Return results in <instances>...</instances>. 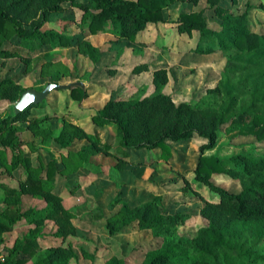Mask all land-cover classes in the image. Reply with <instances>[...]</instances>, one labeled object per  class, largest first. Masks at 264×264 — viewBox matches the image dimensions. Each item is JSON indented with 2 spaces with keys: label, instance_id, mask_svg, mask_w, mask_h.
<instances>
[{
  "label": "rangeland",
  "instance_id": "374dc122",
  "mask_svg": "<svg viewBox=\"0 0 264 264\" xmlns=\"http://www.w3.org/2000/svg\"><path fill=\"white\" fill-rule=\"evenodd\" d=\"M74 1L83 5L87 2L62 0L60 16L39 27L59 32L66 38L64 44L43 36L31 48L22 45V37L11 31V35L2 39L1 46L15 50V54L0 57V79L12 76L20 86L37 89L48 81H79L83 89L80 98L70 94V85L51 89L42 102L28 107L26 118L20 121L21 128H29L26 133L21 131L20 138L26 140L23 148L36 157L33 159L38 168L34 174L43 176L48 166L52 177H43V184H59L72 214L75 229L63 246L71 248L73 255L58 263L105 264L107 258L116 256L139 264L147 251L158 252L165 245L174 244L186 251L174 254L176 259L170 264H189L187 256H194L197 251L196 230L213 220L208 202L218 199L194 174L203 139L196 133L178 139L165 138L166 151L159 146L127 147L124 164L118 167L120 158L116 151L121 146L114 125L96 123L91 116L108 99L140 98L157 92L170 94L175 103L217 106L222 95L210 88L223 80L227 58L241 52L234 47L210 52L192 49L198 31L178 28V15L182 11H200L207 28L219 29V17L206 0L172 1L162 9L163 21L147 23L132 40L113 35L109 20L104 21V30L91 32L83 20L85 10L71 3ZM219 4L233 13L247 7L249 29L264 33V0H219ZM258 50L264 51V45ZM142 64L144 68L134 70ZM155 71L165 76L163 82L153 81ZM15 101L0 97V117L14 114ZM3 132L0 131V136ZM69 132L71 138L67 137ZM95 138L100 143H110L111 147L78 160L75 151ZM15 140L0 144L15 145ZM202 152L223 159L237 153L259 157L264 152V137L257 139L253 134H243L232 124L221 125L214 145ZM209 178L230 191L240 188L238 179L224 172L212 173ZM146 202L160 211L186 216L182 223L153 228L136 227L134 221L125 226L114 221L107 224V218L123 204L135 206ZM241 232L246 239L244 245L264 255V224L257 230L247 228ZM206 260L214 259L209 256ZM215 260L217 264H227L220 251L215 253ZM242 260L243 257H235L230 263ZM254 264H264V260Z\"/></svg>",
  "mask_w": 264,
  "mask_h": 264
},
{
  "label": "trees",
  "instance_id": "16d2710c",
  "mask_svg": "<svg viewBox=\"0 0 264 264\" xmlns=\"http://www.w3.org/2000/svg\"><path fill=\"white\" fill-rule=\"evenodd\" d=\"M61 1L0 0V57L15 54V50L1 46L2 39L11 35V31L22 37V45L31 48L43 36L51 40L55 38L58 43L64 44L66 38L59 32L39 30L43 22L60 16ZM172 1L174 0H87L85 5L75 1L71 3L85 10L83 20L87 22V28L91 32L104 30V21L109 20V31L113 35L132 40L147 23L163 21L162 9ZM206 1L214 6L219 17V29L207 28L200 11L180 12L177 26L187 32L191 29L198 31L196 44L192 48L194 51L210 52L216 48L234 47L241 52L227 58L222 72L223 80L210 88L222 95L220 103L217 106L192 105L187 101L175 103L170 94L157 92L140 98L126 96L108 99L91 118L96 123L114 125L118 144L121 146L116 151L120 158L117 161L118 167L124 164L128 154L127 147L159 146L166 151L165 138L178 139L192 133L200 136L203 142L198 147L194 174L218 199L208 202L213 220L196 230L194 243L197 251L194 256H187L189 264H217V251L221 252L227 264H231L235 257H243L236 264H254L264 260V255L251 246L244 245L246 239L241 231L247 228L257 230L264 224V152L259 157L237 153L223 159L213 154L205 155L202 151L214 145L221 125L232 124L243 134H253L257 139L264 137V51L258 50L264 45V33L258 34L249 29L247 7L233 13L219 4V0ZM22 24L28 25L27 28ZM144 67L142 64L134 70ZM164 80L165 76L154 72V82ZM23 89L12 76L0 79V97L16 100ZM70 94L80 98L83 94L81 85H70ZM27 114L28 107H24L17 113L0 117V131L4 130L0 141L8 144L11 140L18 139L14 131L20 126L14 122L23 121ZM69 133L67 137L71 138L72 133ZM60 136L63 138V133ZM15 142L18 144L20 140ZM110 147V143H100L95 138L82 144L75 154L78 160H85L100 149L107 151ZM163 155L166 156L167 153L164 152ZM11 160L15 162L16 158L12 157ZM229 162L230 164H225ZM24 163L28 167L27 160ZM37 168L38 165H34L32 169H28L26 178L20 182L23 191L37 193L46 202V206L38 211L36 221L40 222L46 216L53 220L54 232L59 236L73 233L75 228L71 212L62 205L60 195L51 190V185L43 184L42 178L50 179L52 171L47 166L43 176H40L41 173L35 175ZM219 172L238 179L239 190L230 191L212 182L209 176ZM112 203L113 201L108 207ZM185 216L179 212L160 211L148 202L135 206L123 204L117 213L107 218V224L114 221L125 226L134 221L136 227L153 228L163 224L182 223ZM3 227L0 225V230ZM185 251L174 244L165 245L158 252L147 251L139 264H170L176 259L174 254ZM70 255H73V250L67 246H50L45 256L38 259L36 264H59L58 261ZM209 256L213 257V262L206 260ZM105 264L131 263L124 258L110 256Z\"/></svg>",
  "mask_w": 264,
  "mask_h": 264
},
{
  "label": "crops",
  "instance_id": "0c3cea01",
  "mask_svg": "<svg viewBox=\"0 0 264 264\" xmlns=\"http://www.w3.org/2000/svg\"><path fill=\"white\" fill-rule=\"evenodd\" d=\"M14 124L20 126L14 131L20 140L18 145L0 144V225L4 226L0 230V264H36L38 259L45 256L47 248L63 246V241L69 234L64 237L56 234L54 222L49 217L44 216L40 222L36 221L38 211L46 206V202L37 193L20 188L27 170L36 165V157L32 156L33 152H27L23 148L26 140L20 138L21 131L26 133L29 128H21L23 124L20 121H15ZM12 157L16 158L15 162H12ZM25 160L28 167L25 166ZM58 186L55 183L50 187L60 195L62 205L69 210V203L65 201L67 196ZM50 237L56 240L50 242Z\"/></svg>",
  "mask_w": 264,
  "mask_h": 264
},
{
  "label": "water",
  "instance_id": "95a60500",
  "mask_svg": "<svg viewBox=\"0 0 264 264\" xmlns=\"http://www.w3.org/2000/svg\"><path fill=\"white\" fill-rule=\"evenodd\" d=\"M72 84L81 85V82L72 81L68 83H56L53 81H48L43 85V87L38 89L34 87H25L20 92L19 97L13 103V111L14 113H17L24 107H29L32 104H37L38 102L43 100L47 96L48 92L53 88H65Z\"/></svg>",
  "mask_w": 264,
  "mask_h": 264
}]
</instances>
